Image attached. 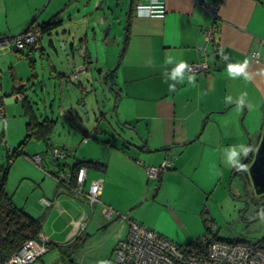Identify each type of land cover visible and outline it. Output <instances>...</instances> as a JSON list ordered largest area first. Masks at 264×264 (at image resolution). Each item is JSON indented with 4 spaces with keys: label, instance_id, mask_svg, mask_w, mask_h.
I'll return each mask as SVG.
<instances>
[{
    "label": "crops",
    "instance_id": "0c3cea01",
    "mask_svg": "<svg viewBox=\"0 0 264 264\" xmlns=\"http://www.w3.org/2000/svg\"><path fill=\"white\" fill-rule=\"evenodd\" d=\"M74 1L78 12L103 9L100 0ZM163 1L166 6L163 16H141L132 5L129 24L127 22V42L117 69L116 83L122 94L119 118L126 129L122 144L128 141L132 151L128 146L123 149L120 142L104 146L103 155L98 156L107 163V168L96 170L89 181L88 169L84 191L90 189L94 180L102 179L99 203H108L112 209L109 216L114 211L118 215L129 211L127 220L134 219L175 242H191L204 234L202 211L214 191L212 186L223 181V162L227 159L228 147L246 142L253 125L262 123L264 126V3L262 0H207L209 3L219 2L214 17L203 6L205 0ZM39 6L36 4L30 12L39 11ZM212 25L217 27L216 45H208L207 53L202 54L203 32ZM89 30L83 29L85 36L81 31L80 40H85V43L78 45L82 48L85 66L90 57L86 41ZM5 34L0 32V36ZM216 46L218 53L215 52ZM43 47L42 42L40 48ZM253 51H258L257 59L253 58ZM166 56L174 58L172 64L165 63ZM225 56L227 59H224ZM246 59V72L251 79L229 77L228 64L242 63ZM181 60L188 64L207 61L209 68L200 72L186 69L184 82L176 83L169 77ZM81 66L77 68L81 70ZM189 74L196 77L194 85L187 81ZM172 83H176L174 92L169 91V84ZM80 84L85 90V85ZM245 92V104L240 106L237 101ZM229 96L232 97L231 103L226 101ZM7 98L5 96V106ZM258 116H261L259 120ZM144 143L147 146L142 147ZM193 152L194 156L191 157ZM167 159L171 160L172 165L163 170L157 179H151L159 181V186L150 196L147 193L150 189L148 186L146 188V184L151 182L147 167L156 166ZM61 170L69 171V168L63 167ZM204 171L203 178L199 179L198 176ZM87 184L89 187L86 190ZM186 188L192 191L191 195L186 193ZM122 189L130 194L124 195ZM173 189L177 196L172 195ZM55 195L56 198L59 195L57 186ZM180 197L187 198V203H181ZM142 200L160 208L164 214H172L180 222L182 230H170L163 227L164 223L161 225L159 219L143 215L138 208ZM55 203L59 206L61 202L57 200ZM104 209L105 206L100 213L102 216L97 218L98 223L107 218ZM209 213L212 217L210 210ZM91 216L92 213L87 215L84 211L80 219L73 221L83 220L86 227L89 219H93ZM83 226L76 229L74 223L68 236L71 239L77 236ZM50 236L41 233L45 241H53Z\"/></svg>",
    "mask_w": 264,
    "mask_h": 264
},
{
    "label": "rangeland",
    "instance_id": "374dc122",
    "mask_svg": "<svg viewBox=\"0 0 264 264\" xmlns=\"http://www.w3.org/2000/svg\"><path fill=\"white\" fill-rule=\"evenodd\" d=\"M73 1L0 0V32L6 33L5 35L19 34L32 20H37L35 24L41 23L58 12L63 20L53 34H45L41 38L43 48L38 46L30 51L29 47L22 52L9 51L0 56L2 89L8 95L6 116L0 117V173L9 167L7 192L13 196L18 206L35 215H44L42 232L51 235L54 242H68L71 239L68 233L75 223L73 219H80L84 211L87 215L92 213L93 219H89L86 227L80 229L79 234L84 235V243L74 253L78 264H119L116 261L115 246L117 240L126 237L128 233L129 223L126 217L129 211L121 215L114 211L112 216H107L98 223L97 218L102 216V207H108V203L97 202L92 207L91 202L82 195L73 198L62 193L56 198L57 181L50 172L68 168V164H73L78 159L101 160L103 158L98 155H103L104 146L123 142L126 129L119 118L117 92L107 83L106 75L122 62L130 0H100L103 9L97 12H78ZM36 4L40 5L39 11L30 12ZM85 28H90L88 40L86 38L90 57L86 62L87 70L78 73L77 80L73 81L71 75L77 72V65L81 66L84 60L79 50L71 47V43L75 46L85 43V40H80L81 31L82 36H85ZM50 39L54 46L49 43ZM63 43L66 44V50ZM74 63L75 67H71ZM80 82L87 91L81 87ZM17 85H22V88L17 89ZM115 87L118 88L116 85ZM20 92L26 94L40 120L46 117L56 119L57 123L48 144L36 137L22 144L25 142L23 140L26 138L29 117L24 101L16 98ZM82 102H85L87 112L80 108ZM256 125L258 126H252L251 132L248 131L247 140L243 142V145L248 146L251 138L253 143V154L247 163L254 159L264 127L262 123ZM238 145L241 144L233 146ZM20 146L27 154H18L12 161L14 148ZM54 148L60 150L61 155H56ZM128 149L132 151L130 145ZM35 154L43 155L41 165L30 159ZM190 156L193 157L194 152ZM234 170L235 168L228 166L227 159L224 160L223 181L212 186L214 191L207 204L214 220L210 234L257 242L264 238V204L261 206L254 203L253 198L260 202L264 200V194H257L248 179L244 181L236 176L232 180ZM95 171L96 169H89L88 181ZM204 173L205 171L198 178H203ZM147 186L150 192L147 189L145 192L151 196L156 192L159 181L153 180L146 184V188ZM88 187L87 184L86 190ZM185 191L188 195L192 194L189 188ZM122 192L126 196L130 194L123 189ZM172 195L177 196L174 189ZM44 199L49 204L46 205ZM179 199L181 203H187V198ZM57 200L61 202L59 206L55 203ZM138 208L143 215L159 219L161 225L163 222V227L176 232L182 230L180 222L172 214L162 213L160 208L147 201L142 200ZM205 230L202 223V232ZM188 242L186 240L179 243L185 245ZM59 259V253L55 249L43 255L44 264H62Z\"/></svg>",
    "mask_w": 264,
    "mask_h": 264
},
{
    "label": "built area",
    "instance_id": "2783aa9c",
    "mask_svg": "<svg viewBox=\"0 0 264 264\" xmlns=\"http://www.w3.org/2000/svg\"><path fill=\"white\" fill-rule=\"evenodd\" d=\"M133 4L135 12L141 16H163L166 12L163 0H134ZM203 6L216 17L219 2L209 3L205 0ZM216 31L215 25L204 30L202 54L207 53L208 45H216ZM42 36V31L37 25L30 26L20 34L2 35L0 36V56L8 51H24L29 47H38L41 45ZM216 49H218L217 46L215 52L218 53ZM252 55L255 59L259 57L258 51H253ZM188 65L189 72H200L209 68L207 61H197ZM72 75L73 80L78 78L77 73ZM4 100L5 97L0 88V117L5 116ZM55 153L61 155L58 149H55ZM42 157L40 154H35L30 159L40 165ZM171 165V160L167 159L160 165L148 166V178L157 179L161 172ZM87 172V167H80L75 191L84 195L93 205L100 201L103 180H94L90 189L85 192L84 183ZM55 178L64 184V188H67L71 183L72 173L60 170ZM44 203L49 204V201L44 199ZM103 213L105 216H109L112 209L105 207ZM128 223L127 236L119 240L115 246L116 261L119 264H264V247L259 241L229 242L202 236L196 242L183 245L134 219L129 218ZM84 224L83 220L76 221L75 228H81ZM45 243V240L25 242L6 264H27L34 261L47 250Z\"/></svg>",
    "mask_w": 264,
    "mask_h": 264
},
{
    "label": "trees",
    "instance_id": "16d2710c",
    "mask_svg": "<svg viewBox=\"0 0 264 264\" xmlns=\"http://www.w3.org/2000/svg\"><path fill=\"white\" fill-rule=\"evenodd\" d=\"M262 2L264 3V0H262ZM36 21L37 20L35 19L33 20L32 23L30 22V26L37 25L41 29L42 34L43 33L49 34L51 33L52 30L54 29L57 30L62 25L60 12L55 14L52 18H50L47 21L35 24ZM126 29H128V27H126ZM39 47H41V45ZM36 48L37 47H31L30 51ZM18 52H22V51H18ZM117 68L118 66L107 73L106 80L107 83L110 84L111 88H113L114 90L116 89L117 103H118L120 100V96L122 94L120 88L115 87V85L117 86L116 83ZM0 88L4 97L8 96L6 92L5 93L3 92L1 77H0ZM16 88L20 89L22 88V86L19 85V87ZM27 99L28 98L24 99L23 101L29 118L27 122L26 138L23 140L25 142L24 143L22 142V144H25L27 143V141H30L32 137H36L37 139L44 141L46 144H48L51 139L52 133L55 129L57 121L55 118H50V117H46L43 120H40L37 114L35 113V111L33 110L32 105ZM85 135H87V131H85ZM127 142H124L122 144L121 147L123 149H126V147L128 146ZM252 144L253 143L251 142L250 146L253 149ZM145 145L147 146V144L144 143L142 147H145ZM21 146L14 148L11 154L12 161L15 159V156L18 154H25V155L27 154L23 151V148ZM252 154H253V150L249 152L250 157L252 156ZM245 158L246 157H241V162L245 160ZM248 161L249 159L247 160V162ZM68 166H69L68 172L72 173L71 183L67 186V188H64V184L56 180L57 193L58 194L66 193L67 195L75 196L76 194H78L75 191V186L77 185V174L79 172L80 167L85 166L88 169L106 170L107 163L99 159H78L73 164H68ZM8 172H9V167L3 169L2 173H0V264H6V262L10 260V258L21 248V246L25 242L29 240H37L38 242L43 241L41 238V233H42L43 221L45 218L44 215L42 216L32 215L26 209L16 204L15 200L13 199V196L9 194L6 190ZM58 172L52 171L53 176L55 177ZM236 176H240V178L244 179V181L246 180L245 174H243L240 171H238L235 174L232 180H234ZM232 195H234L233 192ZM253 200L254 203L263 202V201L257 202L255 198H253ZM202 220L206 229L202 236L211 237L213 239H220L229 242H245V240H240V239L223 238L217 235L216 233L211 235L210 234V232L212 231L211 225L214 222V220L210 216L207 207H205L202 211ZM202 236L195 239V241L188 242L187 244H191L193 242L198 241V239H200ZM45 242H46L45 244L47 250L42 255L37 257L34 261L29 262L27 264H44L43 255L53 249L58 251L60 258L59 260L62 262V264H78L77 261L74 259V253L84 243V235L78 234L76 237L72 238L71 240L63 244L50 240ZM259 242L264 247V238L262 240H259Z\"/></svg>",
    "mask_w": 264,
    "mask_h": 264
},
{
    "label": "clouds",
    "instance_id": "9594fccd",
    "mask_svg": "<svg viewBox=\"0 0 264 264\" xmlns=\"http://www.w3.org/2000/svg\"><path fill=\"white\" fill-rule=\"evenodd\" d=\"M162 10V6H161ZM173 57L172 56H166L165 57V63L166 64H172L173 63ZM224 59H227V56L224 57ZM248 67V60L246 59L242 63L237 64H228V75L231 78H236L239 76H243L245 80H250V75L246 72V69ZM189 69V65L186 61L181 60L176 67L172 70V73L170 74V79L175 81L176 83H183L185 79V70ZM187 81L189 84L194 85L196 82V77L194 74H189L187 76ZM176 83L169 84V91L174 92L176 90ZM247 93H242L239 97L237 103L240 106H244L245 104V97ZM226 101L228 103L232 102V97H227ZM253 149L251 146H245L243 144L238 146H233L227 151V164L230 167L235 168L238 171H246L247 166L241 163V157H247L249 152H251ZM104 264V262H102Z\"/></svg>",
    "mask_w": 264,
    "mask_h": 264
},
{
    "label": "water",
    "instance_id": "95a60500",
    "mask_svg": "<svg viewBox=\"0 0 264 264\" xmlns=\"http://www.w3.org/2000/svg\"><path fill=\"white\" fill-rule=\"evenodd\" d=\"M134 0H130V7H129V13H128V20H129V17L131 15V11H132V4H133ZM134 8V7H133ZM35 20V19H34ZM61 21H63L61 19ZM33 22V20L31 21V23ZM32 25V24H31ZM30 27V24H28V26L25 28L24 31H26L28 28ZM23 31V32H24ZM52 46H54V43H53V40L50 39V42H49ZM64 45V48L66 50V44L63 43ZM71 47H75V49L79 50V54L82 56V58L84 59L83 57V53L81 51V46H75L74 43H71ZM86 63V62H85ZM87 65V64H86ZM71 67H75V64L71 65ZM78 67V66H77ZM87 70V66H85V64H83V67L81 66V70L78 68L77 69V72H85ZM21 97L19 96V94L17 95V99L20 97L22 100L28 98L26 96V94L24 92H21ZM85 102H82L80 108L84 111V112H87L86 108H85ZM87 118H89V116H87ZM251 145V141L249 143V146ZM255 149V147H254ZM250 155L248 154V156L245 158V160H243L241 163L242 164H245L247 162V160L249 159ZM238 172V170H234L233 172V176H232V179L233 177L235 176V174ZM245 176L246 178L251 181V183L253 184L254 186V189H255V192L257 194H264V127L262 129V133L260 135V142L257 146V149L255 150V154H254V159L253 161L250 163L247 171L245 172Z\"/></svg>",
    "mask_w": 264,
    "mask_h": 264
},
{
    "label": "flooded vegetation",
    "instance_id": "af4514ba",
    "mask_svg": "<svg viewBox=\"0 0 264 264\" xmlns=\"http://www.w3.org/2000/svg\"><path fill=\"white\" fill-rule=\"evenodd\" d=\"M133 5V7H134V4H132ZM56 29H54V30H52L51 31V33H49V35H51V34H53L54 33V31H55ZM45 36V34L43 33V37ZM244 165H246L247 166V169H248V167H249V165H250V163H245ZM247 171V170H246ZM246 171H240V172H242L243 174H245V172ZM247 179V178H246ZM263 195V194H262ZM261 201H264L263 199L261 200ZM258 202V201H257ZM258 204H260L261 206H262V204H264V202H260V203H258ZM264 206V205H263Z\"/></svg>",
    "mask_w": 264,
    "mask_h": 264
}]
</instances>
